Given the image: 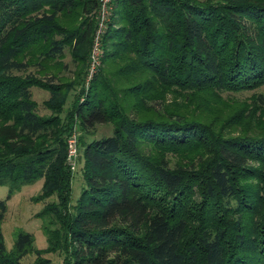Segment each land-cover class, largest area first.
<instances>
[{"label": "trees", "instance_id": "1", "mask_svg": "<svg viewBox=\"0 0 264 264\" xmlns=\"http://www.w3.org/2000/svg\"><path fill=\"white\" fill-rule=\"evenodd\" d=\"M97 1L0 0V113L12 118L0 121V183L12 190L43 179L37 199L55 200L37 214L45 249L63 250L62 264H264V212L250 224L256 200L264 202V123L257 133L225 135L201 112L183 113L184 107H170L162 97L169 90L189 104L204 92L263 85L264 0H115L104 34L105 43L111 41L102 59L108 67L99 69L68 119L57 112L40 115L34 81L12 72L26 70L34 59L40 66L63 57L67 46L72 59L81 60ZM67 15H75L71 26L62 22ZM119 76L129 84L117 85ZM47 88L61 94L62 86ZM258 99L264 104L263 93ZM141 111L150 114L140 117ZM73 118L85 131L113 124L111 133L83 143L84 185L75 203L65 140ZM189 147L200 149V160ZM170 149L185 155L184 164L164 156ZM243 173L257 177L259 194L255 183L241 181ZM216 197L212 207H227L235 218L216 214L185 237V203L206 205ZM5 211L0 199V224ZM30 247L41 252L32 234L19 230L7 250L0 225V264H22Z\"/></svg>", "mask_w": 264, "mask_h": 264}, {"label": "rangeland", "instance_id": "2", "mask_svg": "<svg viewBox=\"0 0 264 264\" xmlns=\"http://www.w3.org/2000/svg\"><path fill=\"white\" fill-rule=\"evenodd\" d=\"M114 2L115 0L108 1V12L106 13L105 27L100 36V50L97 55L98 61L95 64V71L93 74H91L92 53L94 35L98 28V22L100 19L99 0L97 1V7L95 9V27L91 35L90 42L89 44H86L81 51H79V54L83 56L81 60L72 59L73 52L71 51V46H67L65 47L63 57L45 60L40 66L35 64L37 59L33 58L34 63L26 70H13V77L27 78L30 76L29 78L31 81H34L31 85L32 98L37 103L38 113L40 115L50 116L57 112V114L61 117V120L65 121L68 119V114L74 109L76 103L84 100L88 92L91 90L92 80L98 73L99 69L104 66L108 67L107 64L105 65L103 63L102 59L105 54V45H109L111 41L107 40L105 43L104 34L108 28V24L111 22L112 18H114ZM66 20L72 23L65 25L71 26L75 21V15H67L65 18H62V22L65 23ZM112 24H114V21ZM119 24L120 21L116 20L115 26H118ZM51 83L53 85L62 86V90L60 91L61 94L51 93V91L47 88V86H50ZM128 84L129 81H127L124 76H119L117 85L124 87ZM211 93L213 92L201 93V96L199 95L200 97H194V100L189 104V99L183 98L177 93H173L169 90L165 91L162 94V97L163 99L165 98L164 100L170 107L176 106L177 104L184 107L185 111L183 113L199 115L200 117L199 113L201 112V118L210 122L209 126H212L216 130H220L222 134L236 135L245 130L257 133L261 130L257 126L260 122L264 123V104L259 103L260 99H258V95L260 93L264 94V84L255 88H247L245 90L236 91L231 94L226 92L221 94ZM62 94H65L64 98ZM153 94L156 95L158 93L155 91ZM60 97L64 99L62 103L59 102L61 101L59 100ZM205 97L212 99L209 104L213 105H206L204 100ZM204 104L206 105V108ZM48 105H53L55 107L50 108L47 107ZM241 110L243 111L241 112ZM137 114L141 117L149 115L150 113L141 111L139 113L137 112ZM5 115L6 114L4 112L3 114L0 113V121L2 116L4 122L11 123L12 118H6ZM112 127L113 124L111 122L96 123L90 130L85 131L81 128L79 120L73 118L70 131L65 133V140L68 148L67 154L69 155L70 148L72 150V153H70L71 157H68L67 159L73 173L71 203L76 202L80 190L84 185V178L81 170L83 160V143L89 138L99 137L111 133ZM169 147L170 146H167L166 148ZM188 149H193L194 154H196V157H194V159H197L196 162L200 160V157L197 154V151L200 149H197L196 147H189ZM174 150H163L164 156L168 157L171 162L179 159V162L184 164L182 162L184 159L181 158H185V155L180 154V151L178 150ZM156 154L158 155L157 152ZM207 155V153L200 155L203 156V158L205 157L203 162H206V158L208 157ZM199 166L198 168H200ZM241 179L244 183H255L257 194H259L260 182H258L255 175L243 173ZM42 181V178H36L33 181L23 182L12 190H10L8 183H0V199H5L6 201V211L0 225L7 250H10L13 247L19 230L29 231L33 237L34 248L41 249V252L37 254L34 250H32V247L28 248L27 252L21 257L22 264H62L65 257V252L61 249L51 251L45 249L47 245V238L42 226L43 218L37 213L42 210L45 202L55 200V195H50L45 199H37L38 194L41 192ZM196 195L197 192L193 194L191 193V199H193ZM216 200L217 197L210 198L206 205H204V202H200L199 200H197V202L188 200L185 203L182 210L188 215L187 218L189 224L185 237H188L192 232H196L194 230L198 229L199 226L204 225L206 227V219L209 217L214 219L216 214L220 215L222 219H231L232 217L235 218L236 213H228L227 207H225V210L217 209V206L212 207L214 205V201ZM256 209L257 211L253 212L252 215L253 220L250 219V224H254V226L261 219V215L264 212V202L260 200V198L256 200ZM200 216L204 218L202 222L199 220ZM231 224L235 225V223ZM211 225H213L212 222Z\"/></svg>", "mask_w": 264, "mask_h": 264}, {"label": "built area", "instance_id": "3", "mask_svg": "<svg viewBox=\"0 0 264 264\" xmlns=\"http://www.w3.org/2000/svg\"><path fill=\"white\" fill-rule=\"evenodd\" d=\"M108 1L109 0H99V22H98V28L95 32L94 35V41H93V53H92V70H91V74H93V72L95 71V64L98 61L97 55L98 52L100 50V44H99V40H100V36L104 31V27H105V22H106V16H107V12H108ZM72 150L71 148L69 149V155L68 157H71Z\"/></svg>", "mask_w": 264, "mask_h": 264}]
</instances>
